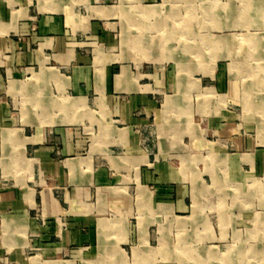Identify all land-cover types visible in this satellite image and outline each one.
<instances>
[{"label": "crops", "instance_id": "crops-1", "mask_svg": "<svg viewBox=\"0 0 264 264\" xmlns=\"http://www.w3.org/2000/svg\"><path fill=\"white\" fill-rule=\"evenodd\" d=\"M102 1L0 0V52L12 54L11 68L4 75L11 80L9 74L27 66L36 71L31 82L17 83L9 93L32 102V109L29 108L32 111L26 113V127L33 132L30 137L15 136V131L7 128L4 124L7 109L0 103V256L6 252L13 260L21 259L19 249L25 243L24 234L37 229L29 214L40 204L48 217L67 218L64 227L49 224L41 230L44 260L33 264H74L78 261L77 252L92 249L98 264H189L187 260L190 259L211 262L217 255L204 245L213 243L216 236L211 231L213 226L205 211L211 210L218 215L222 213L223 221L219 216L218 228L233 225L231 211L224 205L218 207L215 198L216 191H222L220 197L227 196L223 189L227 188L225 183L228 180L211 168L203 172L191 168L186 171L187 163L181 158L183 143L167 139L161 141V145H155L157 152L174 157L180 167L176 168L174 162L162 161L156 174L147 168L153 160L152 148L155 146L152 142L147 144L152 139V133L147 140L146 131L151 128L146 124L143 135H138L136 129L142 124H138L135 118L136 111L141 106L149 114L151 91H164L163 88L169 84L168 81L158 82L153 87L149 83L152 76L144 73L141 75L145 83L139 85L130 66L125 65L120 66L118 71L112 68L105 70L102 66L105 73L100 76L92 74L89 53H96V48H102L94 42L96 39L104 41L106 27L111 26L109 22L119 19L110 8L96 7ZM7 3H12L17 9L8 11ZM256 13L257 18L261 12L256 10ZM33 16L39 19L38 32L31 36ZM131 16L128 19L132 20ZM226 19L234 20L235 17L231 15ZM3 77L0 76V100L4 95ZM90 85L98 105L100 102L102 105L104 102L113 104V117L117 124L111 128L103 125L102 131L112 136L114 150H124L127 155L111 163L114 180L123 188L106 191L98 184L104 183L108 174L94 169V164L101 161L98 158L100 153L90 152L91 148L84 138L83 118L88 116V111H84L83 106L89 100ZM5 95L7 98L4 100L10 98ZM180 101L181 97L175 95L168 104V112L179 116L183 110ZM75 108L80 111L78 119L72 118ZM173 125L179 127V122H173ZM176 131V136L184 134L181 129ZM56 146L61 148V160L55 157ZM29 156L39 180L43 170L44 174L52 176L64 187L65 201L56 200L55 193L50 189L40 192L25 190L19 185L24 177H10V165L15 160L24 163ZM241 159L231 160L230 165L237 178L231 175L230 181L243 179L238 171ZM222 164H226V160ZM123 167L134 170L133 183H120L131 180L117 172ZM137 168H141L140 176L135 174ZM8 178L13 183L4 190L1 181ZM206 181H210L211 186ZM153 183L175 184V187L159 203H153L148 187ZM134 195L137 205L132 202ZM68 196L72 200L69 205ZM102 213L108 214V218H101L104 216ZM157 225L159 233L154 234L153 227ZM173 229L177 232L174 241L170 238V230ZM173 245L184 247L175 248ZM190 254L193 257L188 256ZM243 254L240 248L237 256L233 253L227 256L230 261L247 260L248 257ZM82 261L84 256L80 257L81 264Z\"/></svg>", "mask_w": 264, "mask_h": 264}, {"label": "rangeland", "instance_id": "rangeland-1", "mask_svg": "<svg viewBox=\"0 0 264 264\" xmlns=\"http://www.w3.org/2000/svg\"><path fill=\"white\" fill-rule=\"evenodd\" d=\"M254 1L103 0L96 6L107 10L110 8L119 19L109 22L111 26L106 27L104 41L96 39L94 42L102 48H96V53H89L92 74L100 76L105 73L102 66L105 70L112 68L118 71L120 66L125 65L130 66L139 85L145 83L141 75L144 73L152 76L149 83L153 87L158 82L168 81L169 84L163 88L164 91H151L149 114L138 106L135 118L138 124H142L136 129L138 135H143L146 124L151 128L146 131L147 140L152 133V139L149 138L147 144L152 142V146H155L166 139L183 143L184 154L181 158L187 163L186 171L191 168L203 172L211 168L228 180L225 183L227 188L223 189L227 196L220 197L222 191H216L215 198L218 207L224 205L231 211L233 225L218 228L219 216L223 221L222 213L218 215L211 210L205 211L216 239L204 246L210 247L209 250L217 258L211 262L190 259L187 260L189 264H264V0ZM7 5L8 11L17 9L12 3ZM256 10L261 12L257 18ZM130 14L132 20L128 19ZM231 15L235 19L227 20L226 17ZM38 20L32 17L31 36L38 32ZM11 56L0 52V76H4L1 81L4 95L0 103L5 105L8 113L4 124L15 131V136L30 137L33 132L26 127V113L29 108L32 109V102L9 93L17 83L31 82L35 70L32 66L17 68L13 74H9L11 80L6 78L4 74L6 71L8 74V68H11ZM89 92V100L83 106L84 111H88V116L83 118L84 138L91 148L90 152L100 153L98 158L101 161L94 164V169L104 170L108 174L104 183H98L99 187L105 190L123 188L114 180L111 163L127 155L124 150H114L112 136L102 131L103 125L111 128L117 124L113 117V104L104 102L102 105L100 102L98 105L93 97L92 85ZM5 94L10 98L4 100L7 98ZM175 95H179L183 103L179 116L168 112V104ZM68 97L73 99L71 94ZM79 113L75 108L72 118H77ZM73 121L72 124L76 119ZM176 121L179 127L172 126ZM178 129L183 131L182 136H176ZM50 134L53 136L54 133ZM152 151L153 160L147 168L153 174L158 172V165L162 161L174 162L176 168L180 167L174 157L158 154L156 146ZM54 154L57 159H62L60 147L56 146ZM239 158H242V162L238 171L243 179L236 182L237 177L230 162ZM223 160H226V164H222ZM25 161L20 163L21 160H15L10 165V177H24L19 185L25 190L40 192L50 189L55 193L56 200L65 201L64 187L52 176L44 174L43 170L41 176L38 175L39 180L33 171L31 157ZM117 172L121 177L131 178L121 184L134 182L133 169L123 167ZM135 172L136 176H140L141 168ZM231 175L235 176L233 181L229 180ZM5 180L1 181L4 190L13 183L12 179ZM206 182L211 186L210 181ZM148 187L153 203H159L175 184L153 183ZM132 199L133 205H137V197L134 195ZM71 201L68 196V205ZM39 205L29 214L37 229L24 234L25 243L19 249L21 259L13 260L5 252L0 256V264H33L44 260L41 230L49 224L64 227L67 217L50 218ZM102 215L101 218H108V214ZM153 232L159 233L158 225L153 227ZM176 233L175 229L170 230L172 241L177 239ZM240 248L248 259L230 261L227 255L233 253V256H237ZM75 256L78 261L74 264H81V256H84L82 264H98L93 249L77 252ZM188 256L193 257L192 254Z\"/></svg>", "mask_w": 264, "mask_h": 264}, {"label": "bare ground", "instance_id": "bare-ground-1", "mask_svg": "<svg viewBox=\"0 0 264 264\" xmlns=\"http://www.w3.org/2000/svg\"><path fill=\"white\" fill-rule=\"evenodd\" d=\"M256 44V43H255Z\"/></svg>", "mask_w": 264, "mask_h": 264}]
</instances>
